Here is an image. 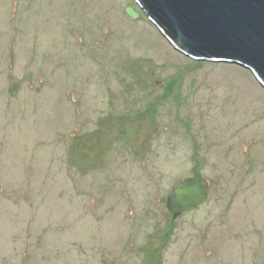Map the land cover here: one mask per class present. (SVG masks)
Returning <instances> with one entry per match:
<instances>
[{
  "label": "rangeland",
  "instance_id": "1",
  "mask_svg": "<svg viewBox=\"0 0 264 264\" xmlns=\"http://www.w3.org/2000/svg\"><path fill=\"white\" fill-rule=\"evenodd\" d=\"M0 264H264V88L134 0H0Z\"/></svg>",
  "mask_w": 264,
  "mask_h": 264
},
{
  "label": "water",
  "instance_id": "2",
  "mask_svg": "<svg viewBox=\"0 0 264 264\" xmlns=\"http://www.w3.org/2000/svg\"><path fill=\"white\" fill-rule=\"evenodd\" d=\"M179 53L236 65L264 88V0H134ZM208 197L201 176L185 178L167 197L173 218Z\"/></svg>",
  "mask_w": 264,
  "mask_h": 264
}]
</instances>
